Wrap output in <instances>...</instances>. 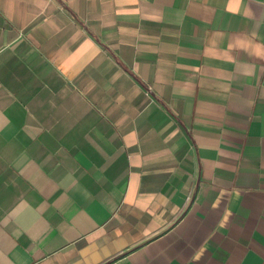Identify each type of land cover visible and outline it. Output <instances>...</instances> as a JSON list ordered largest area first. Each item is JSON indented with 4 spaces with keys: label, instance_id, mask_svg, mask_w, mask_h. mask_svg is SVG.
<instances>
[{
    "label": "crops",
    "instance_id": "1",
    "mask_svg": "<svg viewBox=\"0 0 264 264\" xmlns=\"http://www.w3.org/2000/svg\"><path fill=\"white\" fill-rule=\"evenodd\" d=\"M0 264H264V0H0Z\"/></svg>",
    "mask_w": 264,
    "mask_h": 264
},
{
    "label": "built area",
    "instance_id": "2",
    "mask_svg": "<svg viewBox=\"0 0 264 264\" xmlns=\"http://www.w3.org/2000/svg\"><path fill=\"white\" fill-rule=\"evenodd\" d=\"M151 87H148V92L150 93Z\"/></svg>",
    "mask_w": 264,
    "mask_h": 264
}]
</instances>
